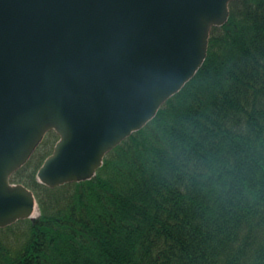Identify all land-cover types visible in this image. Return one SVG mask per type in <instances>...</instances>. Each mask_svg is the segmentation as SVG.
<instances>
[{
	"label": "trees",
	"instance_id": "trees-1",
	"mask_svg": "<svg viewBox=\"0 0 264 264\" xmlns=\"http://www.w3.org/2000/svg\"><path fill=\"white\" fill-rule=\"evenodd\" d=\"M55 137L12 176L40 214L0 228V264H264V0L230 4L196 75L91 179L38 181Z\"/></svg>",
	"mask_w": 264,
	"mask_h": 264
},
{
	"label": "water",
	"instance_id": "water-1",
	"mask_svg": "<svg viewBox=\"0 0 264 264\" xmlns=\"http://www.w3.org/2000/svg\"><path fill=\"white\" fill-rule=\"evenodd\" d=\"M233 1L0 0V228L36 218L11 177L47 132L41 183L94 177L196 75Z\"/></svg>",
	"mask_w": 264,
	"mask_h": 264
},
{
	"label": "rangeland",
	"instance_id": "rangeland-1",
	"mask_svg": "<svg viewBox=\"0 0 264 264\" xmlns=\"http://www.w3.org/2000/svg\"><path fill=\"white\" fill-rule=\"evenodd\" d=\"M58 139V137L56 138H53V140L51 141V144H50V146H54V143L56 142V140ZM49 146V147H50ZM49 149V148H48ZM42 150L45 152V149H43V147H42Z\"/></svg>",
	"mask_w": 264,
	"mask_h": 264
}]
</instances>
